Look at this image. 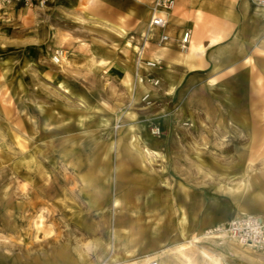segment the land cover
Wrapping results in <instances>:
<instances>
[{"label": "rangeland", "instance_id": "rangeland-1", "mask_svg": "<svg viewBox=\"0 0 264 264\" xmlns=\"http://www.w3.org/2000/svg\"><path fill=\"white\" fill-rule=\"evenodd\" d=\"M107 1L32 14L0 3V264H50L51 254L73 264L74 253L77 264H119L93 257L118 245L139 254L123 264H264L233 240L189 241L236 216H264V42L254 39L241 67L215 70L198 98L155 76L163 62L152 70L158 85L141 87L147 18L129 16L130 0ZM248 65L257 91L243 124L240 100L228 92L231 108L218 87ZM190 98L201 104L188 112ZM182 215L199 233L179 237Z\"/></svg>", "mask_w": 264, "mask_h": 264}, {"label": "crops", "instance_id": "crops-1", "mask_svg": "<svg viewBox=\"0 0 264 264\" xmlns=\"http://www.w3.org/2000/svg\"><path fill=\"white\" fill-rule=\"evenodd\" d=\"M66 1L73 0H48L47 7L50 5L54 7L53 5L58 3H67ZM130 1L129 8L117 5V10L126 11L128 8L130 17L147 18L145 33L142 34L145 37V45H147L145 55L151 60L164 63V68L161 71H155L154 74L157 77L161 76L164 85L170 91H178L182 86L181 90L187 93L192 88L198 98L201 93L212 90L211 78L215 75L213 74L215 70L242 65L243 62H239L244 59L245 61L247 60L246 55L254 39L261 38L262 42H264V21L261 20L257 11L247 0H176V7L170 15L166 29L170 39L163 47H159L156 45L159 32L155 28H150L147 31L149 17L147 0ZM103 2L107 3L108 1L103 0ZM122 2L119 1V3ZM22 12L23 10H21ZM94 21L105 26L106 22H109L100 19ZM118 23L113 24L125 27L124 24L120 23L119 25ZM127 25L129 26L130 24L127 23ZM185 30H189L191 33L190 43L185 49H181L178 41ZM147 38L149 39L148 42ZM103 61L107 62V65L102 66L101 70L108 69L112 62L105 59ZM248 67L249 65L246 67L242 66V72L238 77L225 80L218 87L219 92L225 94V98L231 104L229 105L231 108L233 104L232 99L227 96L228 92H231L232 96L240 100L239 111L243 124L248 120L247 107L251 91H257L255 84L251 85L250 83V70ZM197 98H190L185 102L184 107L188 112H191L193 106L201 104ZM180 220L183 222L180 225V238L182 237V231L186 235L199 233L198 230L192 231L190 226L186 224L187 219L185 216L182 215ZM117 225H119L118 222ZM138 255L137 249H133L132 246L127 249V247L118 245L114 247L113 253L111 251L100 254L95 252L93 257H95L96 261L98 259H114L119 264H123L131 261V259H136ZM144 255L146 256L148 253H144L142 256ZM72 258L73 264H77L78 255L74 253ZM56 262L54 255L51 254L50 264H55Z\"/></svg>", "mask_w": 264, "mask_h": 264}, {"label": "built area", "instance_id": "built-area-1", "mask_svg": "<svg viewBox=\"0 0 264 264\" xmlns=\"http://www.w3.org/2000/svg\"><path fill=\"white\" fill-rule=\"evenodd\" d=\"M5 2L15 1L23 5H28L35 8H42L46 5L47 0H3ZM257 6L264 8V0H251ZM148 2V21L147 31L150 28H155L158 34V44H166L170 37L166 33L167 26L171 12L174 9V0H147ZM190 31L185 30L178 41L180 47H185L190 43ZM144 38L142 36V46H144ZM142 50L137 52V67L140 68L141 64L145 65L147 72L145 75L138 76L140 81H146L149 85H158V79L153 75L152 70L157 67L156 60H149L142 58ZM54 56L59 57L58 49L55 50ZM56 62V61H54ZM58 63V62H56ZM137 77V78H138ZM148 93L143 98L146 99ZM159 127L153 129L154 134L159 133ZM208 235L216 237V240H233L241 245H249L257 251L264 253V218L254 214H242L236 216L225 223L215 225L208 232ZM146 264H159L157 260L150 259Z\"/></svg>", "mask_w": 264, "mask_h": 264}, {"label": "bare ground", "instance_id": "bare-ground-1", "mask_svg": "<svg viewBox=\"0 0 264 264\" xmlns=\"http://www.w3.org/2000/svg\"><path fill=\"white\" fill-rule=\"evenodd\" d=\"M0 3L1 4H4V5H7L8 7H17V6H21V7H23V8H26V10H27V12H30L31 14H32V12H35L34 11V9H37V8H35V7H31V6H28V5H23V4H20V3H18V2H15V1H11V2H5V1H3V0H0ZM46 3H48V0H47V2ZM47 5V4H46ZM46 5H44L42 8H39L40 10L41 9H44L45 7H46ZM34 8V9H33ZM25 10V11H26ZM29 13V14H30ZM145 33V32H144ZM149 41V39L147 38V42ZM156 45H158L159 47H163L164 45H162V44H158L157 42H156ZM186 48V46L185 47H181V49H185ZM146 49H147V45H145V42H144V46L142 47V48H140L139 50L141 51L142 50V53H144L145 54V51H146ZM58 51H59V57L58 56H52V59L54 60V61H56V62H60V60H63L64 58H65V56H66V53L62 50V49H58ZM67 58V57H66ZM157 61V60H156ZM158 62V61H157ZM159 63V62H158ZM137 81H138V83L140 84L139 86H141L142 87V82L140 81V78L138 77L137 78ZM153 133V132H152ZM262 217V216H261ZM262 218H264V217H262ZM213 228V227H212ZM211 228H208V229H206V230H204L200 235H197V236H194V237H192V239H189V241L190 242H194V243H198V242H200V241H204V240H208V239H210V240H213V241H215V242H217L218 244H221L222 242L221 241H219V240H216L215 238L216 237H214V236H211V235H208V232H209V230H210ZM182 236H184V235H182ZM239 244V243H238ZM246 246H249V245H246ZM249 247H251L252 249H254L255 251H257L255 248H253L252 246H249ZM260 253H262V252H260ZM262 254H264V253H262ZM211 258V257H210ZM222 259L223 258H221V259H216L215 258V260L214 261H212V264H222ZM211 260V259H210ZM209 264H210V262H209Z\"/></svg>", "mask_w": 264, "mask_h": 264}]
</instances>
